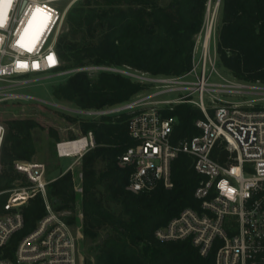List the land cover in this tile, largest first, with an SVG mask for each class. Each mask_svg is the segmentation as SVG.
<instances>
[{
	"label": "trees",
	"instance_id": "obj_1",
	"mask_svg": "<svg viewBox=\"0 0 264 264\" xmlns=\"http://www.w3.org/2000/svg\"><path fill=\"white\" fill-rule=\"evenodd\" d=\"M208 2L170 0L164 8L158 0H84L69 11L57 43L62 69L95 65L127 67L150 76H182L193 67L196 36L204 27ZM216 53L220 66L235 79L264 84V0H220ZM149 86L118 72L100 71L91 78L88 72L77 71L55 86L53 94L81 109L103 110L130 102ZM140 110L81 122L83 135L92 132L95 141V147L82 156L79 202L83 233L94 240L102 229H110L98 244L96 264H214V250L202 257L191 240L160 241L155 236L182 210L198 206L194 192L203 177L190 155L180 153L172 161L171 189L162 184L138 194L127 189L130 169L120 167L119 160L135 143L128 121ZM163 115L177 118L172 144L199 134L195 122L204 119L202 111L190 103L165 109ZM6 127L0 155L2 190L11 188L19 177L14 162L29 161L35 154L33 130L39 123L16 118L8 120ZM226 155L221 146L213 150L220 163ZM47 193L56 212L77 206L70 170L50 182ZM106 203L120 206V212ZM23 213L24 227L2 250V258L14 260L19 241L46 215L42 197L31 200Z\"/></svg>",
	"mask_w": 264,
	"mask_h": 264
},
{
	"label": "built area",
	"instance_id": "obj_2",
	"mask_svg": "<svg viewBox=\"0 0 264 264\" xmlns=\"http://www.w3.org/2000/svg\"><path fill=\"white\" fill-rule=\"evenodd\" d=\"M83 1L0 0V84L66 73L57 43L69 10ZM76 71L127 75L121 68L95 65ZM192 72L193 79H187ZM162 82L161 94L173 93V99L151 102L147 109L143 102H134L99 111L102 116L141 109L128 121L135 143L119 160L120 167L130 169L127 189L135 194L150 192L157 184L171 189L172 161L180 153L190 155L203 177L194 192L198 206L182 210L156 231V238L191 240L202 257L214 250V264H264V84L228 78L207 54L196 61L195 53L188 73ZM2 89L0 95L7 99L23 97ZM181 103L199 108L204 119L195 122L199 134L172 144L177 118L165 117L163 110ZM6 132V124L0 122V155ZM82 139L84 149L70 150V156L62 155L65 142L58 143L59 156H83L95 147L92 132L69 141ZM218 146L227 151L223 163L213 157ZM13 167L19 175L17 185L0 191V264H80L77 237L48 199L46 165L17 160ZM38 196L46 215L19 241L14 260L2 258V250L24 227L25 207Z\"/></svg>",
	"mask_w": 264,
	"mask_h": 264
},
{
	"label": "rangeland",
	"instance_id": "obj_3",
	"mask_svg": "<svg viewBox=\"0 0 264 264\" xmlns=\"http://www.w3.org/2000/svg\"><path fill=\"white\" fill-rule=\"evenodd\" d=\"M218 1L219 0H209L208 2L204 27L196 36L194 53L196 61L201 56L207 54L208 61H211V63L215 65V68L220 74L232 78V76L220 66L216 53L217 29L220 23V4ZM158 2L162 7L167 8L170 0H158ZM81 3L74 5L72 8L79 6ZM210 29L208 49L206 50L207 52H205L203 46L204 40ZM121 69L127 72L126 76L150 84L147 90L140 92L128 103L143 102L145 104L143 107L147 109L152 106L150 104L151 102L171 100L176 96L173 93L161 94V92L165 90V83L162 82L165 77L141 74L127 67H122ZM65 72L66 73L57 76H37L27 79H18L13 83H1L0 87H3L2 91L5 93L19 94L23 95V97L7 99L5 96L0 95V122L6 124V122L11 119L31 118L39 123V127L33 130L36 152L29 161L44 163L47 168V180L50 182L67 172L68 169L72 172L75 191L78 196L77 206L74 210H64L60 211V213H63V218L70 224L73 233L77 237L79 263L96 264L98 244L104 236L110 233V229H102L94 240L85 237L82 228V213L79 202V198L82 194V156L60 157L57 152V144L83 136L81 122L99 119L101 117L99 111L102 110L81 109L73 102L66 99L59 100L54 96L53 88L64 83L77 71L76 69L70 68L65 70ZM88 74L91 78H95L99 72H88ZM193 75L194 72L188 75L187 79L192 80ZM170 84H173V81H171ZM3 174L4 168L0 165V186L4 183ZM17 183L16 180H13L11 188L17 185ZM0 191H2V189H0ZM106 205L112 211L116 213L120 212V206L113 203H106Z\"/></svg>",
	"mask_w": 264,
	"mask_h": 264
},
{
	"label": "bare ground",
	"instance_id": "obj_4",
	"mask_svg": "<svg viewBox=\"0 0 264 264\" xmlns=\"http://www.w3.org/2000/svg\"><path fill=\"white\" fill-rule=\"evenodd\" d=\"M210 31H211V29L208 30V33L205 36L204 45H203L205 50L208 49L209 36H210L209 32ZM85 145H86L85 139H82L81 141H77V142L65 141V143L61 146L62 155L66 154V155L70 156L71 155L70 150L75 149L74 153L79 152V151L84 149Z\"/></svg>",
	"mask_w": 264,
	"mask_h": 264
},
{
	"label": "water",
	"instance_id": "obj_5",
	"mask_svg": "<svg viewBox=\"0 0 264 264\" xmlns=\"http://www.w3.org/2000/svg\"><path fill=\"white\" fill-rule=\"evenodd\" d=\"M218 3L220 4V0L218 1Z\"/></svg>",
	"mask_w": 264,
	"mask_h": 264
}]
</instances>
